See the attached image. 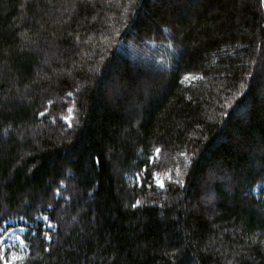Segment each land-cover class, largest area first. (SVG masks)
<instances>
[{"label":"trees","instance_id":"1","mask_svg":"<svg viewBox=\"0 0 264 264\" xmlns=\"http://www.w3.org/2000/svg\"><path fill=\"white\" fill-rule=\"evenodd\" d=\"M263 85L264 0H0V221L56 223L16 264H264Z\"/></svg>","mask_w":264,"mask_h":264},{"label":"rangeland","instance_id":"2","mask_svg":"<svg viewBox=\"0 0 264 264\" xmlns=\"http://www.w3.org/2000/svg\"><path fill=\"white\" fill-rule=\"evenodd\" d=\"M63 17V16H62ZM166 43H157L156 41H154L153 39H149L147 40L143 47H145L144 49H139L138 46H131L130 48H128V54H132L133 57H135V53L138 54V56H136V62H138V65H141L143 67H145L146 69H148V71H151L153 73H159V74H165L163 72L167 71L168 66H166L165 61L162 60V58H158L157 57V53H155V49L153 46L155 45H163ZM166 46H168L166 44ZM162 52H165L164 50H160ZM170 50H168L167 52H169ZM181 52V51H180ZM180 52L178 53V51L176 50L175 54L176 55H180ZM57 53V55H59V60L62 59V57H66L67 54H63L61 48H59V50H56V52L53 54V56ZM63 54V56H62ZM172 63V60H170ZM264 87V85H263ZM65 96H69V94L65 95ZM70 98H67L66 101L64 102V104H66L69 101ZM51 105V102L49 103ZM60 111V110H59ZM59 111H56V114H60ZM65 123L67 125H71L72 124V115L70 114L69 119L66 120L65 119ZM185 156V155H182ZM188 161V160H187ZM170 162V159L167 158L166 156H159L157 157L154 161V167H155V173H159L165 180V187H163V189L155 184V176L154 174L149 178V180H147L148 184H149V188H151V186L155 187L156 192H166L168 190V186L170 185H176L179 182H181V184L183 185V174L187 171L186 169V163L184 161L180 160V163L178 164L177 167L174 168H170L171 167V163H167ZM181 164V165H180ZM166 169V171H165ZM153 170V167L151 168V171ZM171 174V179H168V175ZM136 179L139 182V187L142 186L143 183L140 182V175L137 174L136 175ZM144 182V181H143ZM168 182V183H167ZM63 186V185H62ZM264 186V177L262 178V180L255 186V190L258 189V187H262ZM60 197H63V195H60ZM47 216L43 215L40 216L39 221L42 223V227L38 226L37 224L32 223L31 226L34 227V230L37 232V235H43V237H48L53 234L56 233L55 232V225L52 221L51 225L49 226V222L46 221ZM7 222L3 223V227L0 228V234L3 233H7L5 236V241L7 242L8 247L5 249V253L10 254V258H11V252L12 251H16L17 254L20 253V247L19 245H23L22 241H20L21 238V234L22 232L25 230L23 228H15V229H7L5 228V225H7ZM47 241L51 240L48 238H45ZM25 255V254H24Z\"/></svg>","mask_w":264,"mask_h":264},{"label":"snow or ice","instance_id":"3","mask_svg":"<svg viewBox=\"0 0 264 264\" xmlns=\"http://www.w3.org/2000/svg\"><path fill=\"white\" fill-rule=\"evenodd\" d=\"M187 79V77H186ZM114 91L118 92V89H114ZM71 111V109H69ZM43 115V113H41ZM64 119L68 120L69 117H64ZM156 153L158 154L160 152V149L157 148ZM155 159V158H154ZM147 167V166H146ZM152 175L151 173H149ZM155 184L160 186L161 188L165 187V180L164 178L159 174L155 173ZM168 179H171V174L168 175ZM140 182L143 183L142 178L140 179ZM207 199H211V196H209ZM141 201L137 200L136 203L133 205V207H136L137 205H140ZM51 225V222L49 221V226ZM7 233L0 234V259L3 260V264H16V261L23 260L24 256L17 254L16 251L11 252V258H7L5 255V249L8 247L7 242L5 241V236ZM48 239H51L50 236L47 237ZM23 243V241H22Z\"/></svg>","mask_w":264,"mask_h":264},{"label":"bare ground","instance_id":"4","mask_svg":"<svg viewBox=\"0 0 264 264\" xmlns=\"http://www.w3.org/2000/svg\"><path fill=\"white\" fill-rule=\"evenodd\" d=\"M149 39H151V38H149V37H144V38H140V39H138V40H140L139 41V44H138V47H139V49H144L145 47H143V45H144V43L147 41V40H149ZM162 41H164V40H162ZM116 50L118 51V48H116ZM160 51V48H158L157 50H155V53H158ZM120 54H122V55H124L125 57H127L131 62H133V63H138V62H136V56H138V54H136L135 53V57H133V55L130 53V54H128V51H123L122 50V52L120 53ZM73 98V97H72ZM66 97H63L62 99H60V100H58V102H65L66 101ZM73 102V104L71 105V106H69L68 107V109H67V114H60L57 118H60L61 119V121L63 122V123H65V119H64V117H69L70 116V111H69V109H73L74 108V101H72ZM50 103V102H49ZM47 104V106L48 107H50V104ZM52 103V102H51ZM55 103H56V100H55ZM49 113V108H47V111H44L43 112V115H41V117H44L45 115H47ZM53 118H55V117H53ZM55 194L56 195H63L64 196V198L63 197H61L62 199H66L68 196H69V191L65 188V187H63L62 185H61V187H60V189L59 188H57V189H55ZM59 195V196H60ZM57 200V199H56ZM39 218H40V216H38L37 218H35V220L33 221V222H31V223H34V224H37L38 226H40V227H42V223L39 221Z\"/></svg>","mask_w":264,"mask_h":264}]
</instances>
